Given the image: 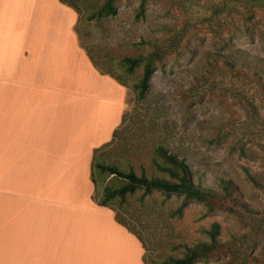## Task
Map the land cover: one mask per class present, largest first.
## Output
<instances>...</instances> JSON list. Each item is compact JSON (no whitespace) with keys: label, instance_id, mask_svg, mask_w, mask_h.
<instances>
[{"label":"rangeland","instance_id":"obj_1","mask_svg":"<svg viewBox=\"0 0 264 264\" xmlns=\"http://www.w3.org/2000/svg\"><path fill=\"white\" fill-rule=\"evenodd\" d=\"M66 1L78 10L81 45L96 67L128 86L125 119L100 160L150 178L162 146L186 160L203 188L224 197L222 182L231 184V199L214 212L194 200L179 214L183 194L130 196L118 213L143 239L145 262L182 257L180 245L209 242L206 230L217 224L223 251L196 264H264V7L251 0ZM109 3L114 14L92 17ZM152 53L160 60L137 101L143 67L129 74L124 59ZM15 179L14 192L40 197V182ZM26 206L40 203L14 198V209Z\"/></svg>","mask_w":264,"mask_h":264},{"label":"crops","instance_id":"obj_2","mask_svg":"<svg viewBox=\"0 0 264 264\" xmlns=\"http://www.w3.org/2000/svg\"><path fill=\"white\" fill-rule=\"evenodd\" d=\"M78 21L62 0H0V264H145L94 199V153L122 126L128 90L96 67ZM16 176L40 197L14 192Z\"/></svg>","mask_w":264,"mask_h":264},{"label":"trees","instance_id":"obj_3","mask_svg":"<svg viewBox=\"0 0 264 264\" xmlns=\"http://www.w3.org/2000/svg\"><path fill=\"white\" fill-rule=\"evenodd\" d=\"M251 1L255 6L264 7V0ZM62 2L78 12L73 3L67 2L66 0H62ZM115 12V8L109 3L105 8L93 14L92 17L100 19L112 15ZM159 60V56L156 53H152L147 57L139 56L137 58L124 59V64L129 74H133L136 68L140 66L143 67L142 78L139 84L133 88L137 101H142L145 98L149 89L151 77L156 70V63ZM102 73L110 75L120 84L128 87L120 78L109 73ZM118 134L119 130L114 133L113 140L108 145L96 150L94 153L92 163V182L96 188L94 199L100 207L112 210L115 213L116 221L124 226L130 233L135 235L142 243L144 249L146 248L143 239L133 229L128 227L127 223L119 217L118 213V208L126 204L127 199L136 194V192L142 190L144 191V196L153 191L165 194L185 195L186 200L179 209V214H181L184 208L194 200L203 202L210 212H214L224 207L226 200L231 199V184L229 182H222V186L226 192L224 197H220L213 191L203 188L200 183L193 180V172L186 160L180 159L177 155L170 153L162 146L155 150L152 159V167L155 174L150 178L144 174L138 176L133 171L127 172L117 166L102 162L99 158V153L111 145ZM110 177L111 179L107 181ZM219 230V225H214L211 230H206V234L210 238L209 242H200L193 246L180 245L178 248L185 249L183 256L179 258L171 257L161 264H196L197 262L212 258L224 249L222 243L218 239ZM145 257L144 254L143 261L147 264L145 262Z\"/></svg>","mask_w":264,"mask_h":264}]
</instances>
